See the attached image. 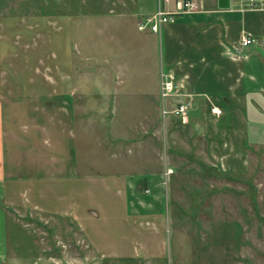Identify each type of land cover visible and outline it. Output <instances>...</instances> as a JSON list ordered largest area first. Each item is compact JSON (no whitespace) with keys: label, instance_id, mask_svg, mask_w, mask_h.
<instances>
[{"label":"rangeland","instance_id":"rangeland-1","mask_svg":"<svg viewBox=\"0 0 264 264\" xmlns=\"http://www.w3.org/2000/svg\"><path fill=\"white\" fill-rule=\"evenodd\" d=\"M157 5L0 0L6 157L31 161L20 198L41 206L7 202L0 264H264V112L202 72L201 116L164 115L184 98L159 93L175 24L138 30Z\"/></svg>","mask_w":264,"mask_h":264},{"label":"crops","instance_id":"crops-1","mask_svg":"<svg viewBox=\"0 0 264 264\" xmlns=\"http://www.w3.org/2000/svg\"><path fill=\"white\" fill-rule=\"evenodd\" d=\"M198 1L202 10L179 15L178 19L172 22L175 25L168 28L170 34L174 32L179 42L174 52L179 58L168 59L167 71L173 72L176 79L183 84L179 98L190 97L194 102L187 117L188 120L193 121L201 116L202 96L209 94L206 90L202 92V72L205 75L213 74L215 78L213 82H210L211 80H209L210 83L207 82L206 88L209 87V89L222 87L224 76L233 77L234 81L229 84L232 92L229 91L228 95L247 105L249 112L257 111L256 114L264 112V0H230L228 8H220L218 0ZM243 31L252 32L257 41L239 47L240 51H238L236 46L239 44ZM161 71H163L162 68L159 76ZM220 93L223 94L222 91ZM63 96L56 94L54 97L55 115L57 116L60 112V116H57L59 120H63L66 116H68L67 119L70 117L69 110L64 106L68 104L67 95ZM71 101L72 104L77 103L75 98ZM3 105L4 99L0 96V262H7L8 220L14 213L7 202H12L13 206L15 203L16 205L28 203L39 209L41 206L26 198H20L25 184L32 181L30 174L18 175L16 169L24 168L25 160L28 162L26 167H30L31 161H27L24 158L25 155L20 157L17 152L23 151L17 147L6 157L5 138L7 135L12 134L11 137L16 135L13 129L9 131L5 128ZM223 113L221 115L225 116ZM252 120L264 125V115L263 119L252 118ZM40 160L42 159L38 158L36 161L37 165ZM38 177L40 175H36L35 178ZM9 184H13L10 189H8ZM145 246L148 247L147 244Z\"/></svg>","mask_w":264,"mask_h":264},{"label":"built area","instance_id":"built-area-1","mask_svg":"<svg viewBox=\"0 0 264 264\" xmlns=\"http://www.w3.org/2000/svg\"><path fill=\"white\" fill-rule=\"evenodd\" d=\"M200 10H202V6L198 0H158L157 8L139 21L138 30H151L154 33H160L164 25L174 22L179 15ZM256 41L257 39L252 32L243 31L236 49L240 51L239 47L250 45ZM182 88L183 84L176 79L173 72L161 71L159 93L163 100L179 96ZM192 104V99L186 97L178 101L172 109L164 108L163 113L164 115L174 113L179 117L187 118ZM210 109L211 113L216 116L223 113V109L216 104H212Z\"/></svg>","mask_w":264,"mask_h":264},{"label":"water","instance_id":"water-1","mask_svg":"<svg viewBox=\"0 0 264 264\" xmlns=\"http://www.w3.org/2000/svg\"><path fill=\"white\" fill-rule=\"evenodd\" d=\"M218 6L220 8H228V7H230V0H218Z\"/></svg>","mask_w":264,"mask_h":264}]
</instances>
